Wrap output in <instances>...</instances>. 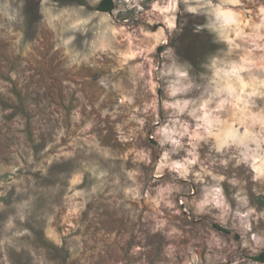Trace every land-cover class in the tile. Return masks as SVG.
<instances>
[{"label": "rangeland", "instance_id": "obj_1", "mask_svg": "<svg viewBox=\"0 0 264 264\" xmlns=\"http://www.w3.org/2000/svg\"><path fill=\"white\" fill-rule=\"evenodd\" d=\"M113 1L0 0V264H264V0Z\"/></svg>", "mask_w": 264, "mask_h": 264}, {"label": "trees", "instance_id": "obj_2", "mask_svg": "<svg viewBox=\"0 0 264 264\" xmlns=\"http://www.w3.org/2000/svg\"><path fill=\"white\" fill-rule=\"evenodd\" d=\"M97 10L105 13L112 12L114 10V1L101 0L99 5L97 6ZM255 260L264 263V252H262L259 256L255 257Z\"/></svg>", "mask_w": 264, "mask_h": 264}, {"label": "clouds", "instance_id": "obj_3", "mask_svg": "<svg viewBox=\"0 0 264 264\" xmlns=\"http://www.w3.org/2000/svg\"><path fill=\"white\" fill-rule=\"evenodd\" d=\"M217 20H218V22H220L222 25L225 24V23H227V22L223 19V17H220V16L217 17Z\"/></svg>", "mask_w": 264, "mask_h": 264}]
</instances>
